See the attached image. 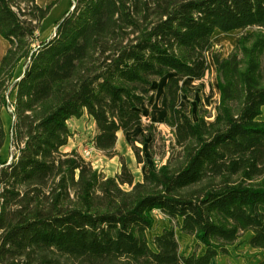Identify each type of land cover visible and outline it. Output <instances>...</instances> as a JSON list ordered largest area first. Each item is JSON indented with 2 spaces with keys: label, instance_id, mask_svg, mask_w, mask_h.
I'll return each mask as SVG.
<instances>
[{
  "label": "trees",
  "instance_id": "trees-1",
  "mask_svg": "<svg viewBox=\"0 0 264 264\" xmlns=\"http://www.w3.org/2000/svg\"><path fill=\"white\" fill-rule=\"evenodd\" d=\"M69 1L41 39L56 4L0 0V36L10 43L0 65V264H211L250 231L264 252V0ZM217 30L242 31L227 57L214 52ZM210 52L220 87L211 123L206 110L196 121L179 106L190 94L182 82L205 79ZM171 74L170 154L135 182L119 134L140 125L156 133L139 109ZM4 109L15 119L11 160L2 156ZM86 114L95 149L120 158L114 177L62 151L69 121ZM156 210L172 225L154 249ZM177 228L205 252L183 255Z\"/></svg>",
  "mask_w": 264,
  "mask_h": 264
},
{
  "label": "rangeland",
  "instance_id": "rangeland-1",
  "mask_svg": "<svg viewBox=\"0 0 264 264\" xmlns=\"http://www.w3.org/2000/svg\"><path fill=\"white\" fill-rule=\"evenodd\" d=\"M38 3L43 7L53 6L56 4V6L52 9V12L62 4L64 5L62 12H60L58 16H56L54 19H51V12L48 19L43 23L42 29L38 34L41 35V39H46L54 33L55 22L60 19L70 8V1L38 0ZM241 33V30L229 33L230 42L228 44L214 40V52H219L223 57H227L238 43ZM209 64L211 70L208 79H206L203 83H197L196 86H189L190 94L182 96L181 100L179 101V105L188 107L189 112L194 120H198V112L200 109L206 110L208 112L207 120L211 123L214 122L216 118V108L219 103V100H217L215 96L216 79L213 75V52L209 53ZM170 76H167L165 80L158 79L154 81L151 88V99L139 109L140 113L143 115L145 124L150 125L151 123H154L158 126L156 133H148L140 127L131 134H121L120 136L122 145L126 143L130 148L132 145H136L142 150L143 162L139 164V161L136 158L131 162L132 170L137 176H142L143 173H147L149 170L159 168L167 161L168 155L170 154L171 142L174 139V136L171 132V129L164 124V121L160 120L164 104H166L164 85ZM156 109H158V112H155ZM69 125L71 131H73V138L66 148V151H71L70 149H76L79 153L84 154L87 149H90L93 152L91 157L88 159L89 162H91L95 168L104 172L106 175L113 174L115 168L113 166H108L106 159L102 158L92 145L96 134V127L92 124L91 119L84 118L78 120L75 123L69 122ZM8 138L10 139L11 136H8ZM133 139L138 140L136 144L134 142L132 144ZM120 151H123L121 146ZM152 151L155 153L153 154ZM120 167L121 163H119V168ZM125 188L127 189L128 187L126 186ZM154 216L156 220L155 227L154 230L149 233V239L151 246L156 249L154 245V237L156 235H160L159 232L162 233L165 228L171 227L172 223L171 220L163 213L154 212ZM176 233L178 241L181 245V253L183 255L191 256L195 252L201 255L205 252V247L199 248L197 246V241L194 238L190 239L189 237H186L179 228L176 229ZM245 242L246 241L243 240L240 242V245L237 248H233L231 258H225L227 261L223 262L218 260V264H258L261 254L244 245Z\"/></svg>",
  "mask_w": 264,
  "mask_h": 264
},
{
  "label": "crops",
  "instance_id": "crops-1",
  "mask_svg": "<svg viewBox=\"0 0 264 264\" xmlns=\"http://www.w3.org/2000/svg\"><path fill=\"white\" fill-rule=\"evenodd\" d=\"M69 1V0H68ZM48 19V18H47ZM46 19V20H47ZM45 20V21H46ZM9 47H10V43L6 40V39H4L2 36H0V65H1V61H2V59H3V57L5 56V54H6V52H7V50L9 49ZM210 70L211 69H209V71H208V73H207V76L205 77V79H203V80H196V79H194V78H192V77H187L183 82H182V85H184L185 87H187L188 89L190 88L189 86H196L197 85V83H203L206 79H208V77H209V74H210ZM23 72H24V68H23V66H21L19 69H18V75H22L23 74ZM172 76L173 75H175V74H171ZM213 75L215 76L214 78L216 79V87H215V96H216V98H217V100H219L220 99V87H219V81H218V74H217V67H216V65H215V63H214V67H213ZM170 76V75H169ZM171 77V76H170ZM169 77V78H170ZM161 79H163V78H161ZM167 83V82H166ZM166 83H165V85H166ZM165 85H164V91H165ZM185 95H187V94H183V93H181L180 94V96H179V101L181 100V98H182V96H185ZM165 98H166V104H164V107H163V110H162V113H161V117H160V120H162V121H164V124H165V118H166V116H167V113H168V110H167V104H168V99H167V95H166V91H165ZM151 99V98H150ZM12 101L13 102H15L16 101V94L14 93L13 94V96H12ZM143 106V105H142ZM180 106V105H179ZM183 107V106H182ZM84 118H87V119H90L89 118V116L86 114V115H84L81 119H84ZM2 119H3V122H4V125H5V129H6V132H7V140H6V143H5V146L3 147V149H2V156H3V158L5 159V160H11V138L9 139L8 138V136H11V131H12V127H13V124H14V121H15V119H14V117L9 113V111L7 110V109H4L3 110V112H2ZM81 119H77V118H74V119H71L69 122H72V123H75V122H77L78 120H81ZM198 119H199V116H198ZM259 119L260 120H262V121H264V107H263V114L259 117ZM197 121V120H196ZM91 122H92V124L96 127V124H95V122L91 119ZM166 125V124H165ZM70 126V125H69ZM143 128L144 130H145V128H144V126L143 125H140V126H137L133 131H131V132H128V133H120L119 134V139H118V143H117V149H118V151L126 158V161H127V163H128V165H129V168L131 169V171H132V173L134 174V176H135V182H140V181H142L143 180V178H144V176L146 175V174H148L151 170H149L147 173L145 172V173H143V175L142 176H137L136 174H135V172L132 170V164H131V162L136 158L137 159V156H136V154H135V150H134V146L132 145L131 146V148L129 147V145L128 144H126V143H124L123 145L121 144V140H120V136H121V134H124V135H128V134H131V133H133L136 129H138V128ZM146 131V130H145ZM73 132V131H72ZM147 132V131H146ZM72 141V139L70 140V142ZM70 142H69V144H70ZM133 142H134V139L132 140V144H133ZM137 143V142H136ZM68 144V145H69ZM68 145H66V146H64L63 148H62V151L63 152H71V151H73L74 149H70L71 151H66V148L68 147ZM92 145H93V142H92ZM120 146L123 148V151H120ZM95 148V147H94ZM138 148H140V147H138ZM141 149V148H140ZM96 150V149H95ZM97 151V150H96ZM97 153L102 157V158H104V159H106V161H107V165L108 166H113L114 168H115V171H114V173L113 174H110V175H107V176H109V177H114V176H116L117 174H119L120 172H121V168H122V165H121V167L119 168V163H121L120 162V158L119 157H115V158H113V159H109V158H107L106 156H104L101 152H99V151H97ZM141 154H142V150H141ZM143 162V161H142ZM142 162H139V164H141ZM155 213H162V212H160L159 210H156L155 211ZM160 234H161V232H159ZM184 235L186 236V237H189L190 239H193L190 235H188V234H185L184 233ZM253 236H254V233L253 232H248V233H246L242 238H241V240L237 243V244H235V245H233V246H231L230 247V251H231V255H221V256H219V257H217V258H215V259H213L212 260V262H211V264H218V260L220 261L221 260V262H223V261H227L225 258H231V256H232V253H233V248H237L239 245H240V242H242L243 240H245L246 242H245V244L244 245H246V246H248V247H250V248H252L251 247V245H250V241H251V239L253 238ZM240 248V247H239ZM252 250H254V251H257V252H259L260 254H261V256H260V261H259V263L263 260V258H264V252L263 251H261V250H257V249H254V248H252ZM258 263V264H259Z\"/></svg>",
  "mask_w": 264,
  "mask_h": 264
},
{
  "label": "bare ground",
  "instance_id": "bare-ground-1",
  "mask_svg": "<svg viewBox=\"0 0 264 264\" xmlns=\"http://www.w3.org/2000/svg\"><path fill=\"white\" fill-rule=\"evenodd\" d=\"M64 8V5L62 4L61 6L57 7L56 9L53 10L52 14H51V19H54L56 16H58L60 14V12H62ZM233 32V31H232ZM231 33V32H230ZM230 35L229 33H225V32H222L220 30H217L213 36V41H220V42H224V43H229L230 42ZM166 77L163 78V80H165ZM158 109L155 110V112H158L157 111Z\"/></svg>",
  "mask_w": 264,
  "mask_h": 264
},
{
  "label": "built area",
  "instance_id": "built-area-1",
  "mask_svg": "<svg viewBox=\"0 0 264 264\" xmlns=\"http://www.w3.org/2000/svg\"><path fill=\"white\" fill-rule=\"evenodd\" d=\"M92 152H93L92 150L87 149V150L84 152V154H83V153H80V154H81V156H82L85 160L89 161L88 159L91 157Z\"/></svg>",
  "mask_w": 264,
  "mask_h": 264
}]
</instances>
